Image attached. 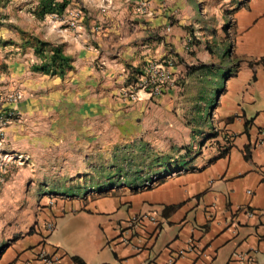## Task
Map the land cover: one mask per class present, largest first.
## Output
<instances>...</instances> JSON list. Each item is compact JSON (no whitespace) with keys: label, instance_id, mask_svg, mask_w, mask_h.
I'll list each match as a JSON object with an SVG mask.
<instances>
[{"label":"crops","instance_id":"crops-1","mask_svg":"<svg viewBox=\"0 0 264 264\" xmlns=\"http://www.w3.org/2000/svg\"><path fill=\"white\" fill-rule=\"evenodd\" d=\"M144 1L71 0L63 18L39 20V0H0V54L4 48L22 52L13 55L11 66L33 71L41 60L31 46L23 47L22 33L26 43H33L32 37L61 46L71 70L64 78L44 76L65 82L57 100L74 115L90 118L91 149L107 156L115 142L166 138L182 104L181 87L161 97L125 101L128 72L172 59L177 84L195 75L204 78L208 69L222 76L223 66L195 65L194 52L201 45L223 49L228 9L242 63L227 68L226 91L215 107L226 141L151 189L120 188L51 206L42 199L31 215V210L21 212V236L6 244L0 240V250L5 246L0 264L32 261L48 221L55 230L46 248L63 264H76L74 258L85 264H251V254L264 264V0H204L205 6L198 0H148L149 14H138ZM78 12V27H69L65 21ZM216 20L222 21L218 29ZM210 51L209 62L216 56ZM202 66L207 70L191 73ZM33 95L19 109L35 107ZM227 142L230 148L222 153Z\"/></svg>","mask_w":264,"mask_h":264},{"label":"rangeland","instance_id":"rangeland-1","mask_svg":"<svg viewBox=\"0 0 264 264\" xmlns=\"http://www.w3.org/2000/svg\"><path fill=\"white\" fill-rule=\"evenodd\" d=\"M198 1H202L201 6L207 4L203 3L204 0ZM224 16L227 29L223 49L228 52L224 54L223 49L207 48L206 45L194 52V56L198 52L195 65L223 66L222 76L217 75L218 69H213L204 78L195 75L178 84L183 89L182 104L176 116L177 124L171 125L173 131L166 138L115 142L107 156L91 149L94 141L91 139L90 118L74 115L72 108L64 107L57 100L56 91L65 82L56 81L58 77H46L32 68L31 71L15 69L11 66L13 55L22 52L2 49L0 119L6 120L0 125L2 244L23 234L22 230L17 231L25 221L21 212L31 210V215L34 204L39 205L44 198L56 202L72 197L92 198L120 188L145 190L146 183L154 177L163 179L181 173L186 162L194 161L206 151L220 149L221 142L224 143L227 137L221 134L222 121L215 107L219 106L226 91L223 80L229 74L227 68L236 70L242 63L237 54L235 19L228 9ZM214 25L218 29L222 21L216 20ZM22 34V45L27 47L26 33ZM30 39L33 41L32 37ZM212 49L216 56L209 62L207 56L213 55ZM188 55H191L190 51ZM30 92L35 94L29 98L35 100V107L28 104L25 110L19 109ZM10 96H20V100L15 105H7ZM8 108H15L11 117L4 114ZM217 138L219 140H215ZM45 162H48L47 166Z\"/></svg>","mask_w":264,"mask_h":264},{"label":"built area","instance_id":"built-area-1","mask_svg":"<svg viewBox=\"0 0 264 264\" xmlns=\"http://www.w3.org/2000/svg\"><path fill=\"white\" fill-rule=\"evenodd\" d=\"M148 0L140 3L136 7V12L138 14H149L147 13ZM80 13H71L67 20L66 24L71 28H77L79 23ZM58 18V17H57ZM173 66L172 59H167L165 62L155 63L149 62L142 69H135L133 71L128 72V80L126 85L122 90V98L129 103H136L141 101L143 97H149V99L161 97L172 89L179 88L177 84V80L171 72V67ZM18 100H20V96H10L7 99V105H15ZM15 110V108L13 109ZM13 110L7 109V113H4L11 117L14 113ZM6 120L1 118L0 125H4ZM262 138H264V129L261 133ZM162 177H154L153 180H150L146 183L144 189H149L157 185L161 182ZM54 201H49V205H53ZM250 216L257 217L255 213H249ZM55 230V223L48 221L44 225V236H42L40 244L36 247L34 251V258L32 261L27 264H63L61 257H59L56 253L50 252L47 246V238L50 234H52ZM179 257V256H176ZM176 258L172 259V263L175 262ZM249 261L251 264H257L256 255L251 254L249 256Z\"/></svg>","mask_w":264,"mask_h":264},{"label":"trees","instance_id":"trees-1","mask_svg":"<svg viewBox=\"0 0 264 264\" xmlns=\"http://www.w3.org/2000/svg\"><path fill=\"white\" fill-rule=\"evenodd\" d=\"M70 3L71 0H39V8L36 11V17L39 20H45L47 16L63 18ZM26 45L31 46L34 49L35 55L41 60V63L33 67L35 72L64 78L67 72L71 70V58L64 54L61 46H54L36 39L33 40V43L27 42ZM261 62L264 63V57L261 59ZM204 69L207 70L206 67L203 66L193 67L190 70L191 73H195L201 70L204 71ZM208 71L211 72L212 69H208ZM227 144L226 150L222 153L228 152L230 142H227ZM4 247L5 246L1 248L0 254ZM73 260L76 264H85L79 258H74Z\"/></svg>","mask_w":264,"mask_h":264}]
</instances>
